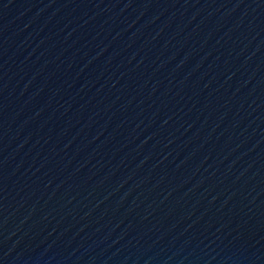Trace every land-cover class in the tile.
<instances>
[{
    "label": "water",
    "instance_id": "95a60500",
    "mask_svg": "<svg viewBox=\"0 0 264 264\" xmlns=\"http://www.w3.org/2000/svg\"><path fill=\"white\" fill-rule=\"evenodd\" d=\"M0 264H264V0H0Z\"/></svg>",
    "mask_w": 264,
    "mask_h": 264
}]
</instances>
